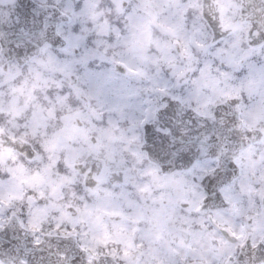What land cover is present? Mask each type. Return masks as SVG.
<instances>
[{
    "label": "clouds",
    "instance_id": "1",
    "mask_svg": "<svg viewBox=\"0 0 264 264\" xmlns=\"http://www.w3.org/2000/svg\"><path fill=\"white\" fill-rule=\"evenodd\" d=\"M0 264H264V0H0Z\"/></svg>",
    "mask_w": 264,
    "mask_h": 264
},
{
    "label": "snow or ice",
    "instance_id": "2",
    "mask_svg": "<svg viewBox=\"0 0 264 264\" xmlns=\"http://www.w3.org/2000/svg\"><path fill=\"white\" fill-rule=\"evenodd\" d=\"M34 228L36 227V225H32Z\"/></svg>",
    "mask_w": 264,
    "mask_h": 264
}]
</instances>
